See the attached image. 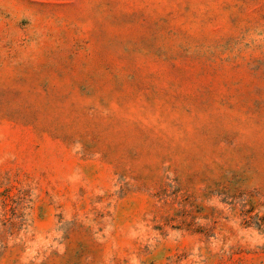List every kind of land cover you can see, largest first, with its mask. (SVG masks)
<instances>
[{
	"label": "rangeland",
	"instance_id": "rangeland-1",
	"mask_svg": "<svg viewBox=\"0 0 264 264\" xmlns=\"http://www.w3.org/2000/svg\"><path fill=\"white\" fill-rule=\"evenodd\" d=\"M0 264H264V0H0Z\"/></svg>",
	"mask_w": 264,
	"mask_h": 264
}]
</instances>
